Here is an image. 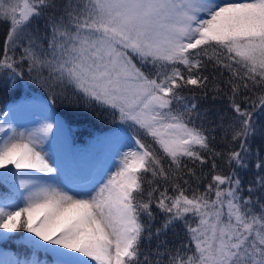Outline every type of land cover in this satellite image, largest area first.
<instances>
[{
  "label": "snow or ice",
  "instance_id": "obj_1",
  "mask_svg": "<svg viewBox=\"0 0 264 264\" xmlns=\"http://www.w3.org/2000/svg\"><path fill=\"white\" fill-rule=\"evenodd\" d=\"M0 23V93L26 68L120 125L96 179L47 104L30 129L0 108V241L30 250L0 264H264V0H0Z\"/></svg>",
  "mask_w": 264,
  "mask_h": 264
},
{
  "label": "trees",
  "instance_id": "obj_2",
  "mask_svg": "<svg viewBox=\"0 0 264 264\" xmlns=\"http://www.w3.org/2000/svg\"><path fill=\"white\" fill-rule=\"evenodd\" d=\"M6 30L7 25L0 23V41L3 40ZM24 71L25 79L20 81L15 90H8L0 93V108H4L6 104L11 103L14 99L30 95L31 93H36L49 102L53 110L65 122L67 128L71 129V132H73V130L77 128V132L75 133V135H73V138L83 133L87 134L93 130L105 129L116 124L113 117L101 109H98L96 111L75 108L69 109L64 103L59 100H57V102L53 105L47 99V93L43 91L40 85L27 78L26 68ZM184 95L189 98L195 95L201 105L202 111L205 108H210L213 112L218 114H227L229 111L227 96L218 97L215 101H213L211 99V94H209V97L207 99H204L203 94L198 89H193L192 86H189V90H186L184 92ZM197 123H199V121ZM217 146L223 147L219 140L217 142ZM225 170H227L226 167ZM11 235L16 238L13 239V241H5L4 246L2 247H9L14 255H19L21 257L28 256L30 254V250L26 248V246L22 245L19 241H16L17 237L21 234L13 233Z\"/></svg>",
  "mask_w": 264,
  "mask_h": 264
},
{
  "label": "rangeland",
  "instance_id": "obj_3",
  "mask_svg": "<svg viewBox=\"0 0 264 264\" xmlns=\"http://www.w3.org/2000/svg\"><path fill=\"white\" fill-rule=\"evenodd\" d=\"M25 100L29 102L28 106L25 107V109L22 110L20 113H18V115L15 119V124L19 127L30 129L32 127L38 126V124L42 121L44 113L41 111V107L47 103L42 98H40V96H31V97H28V98H25L22 100H17V101H25ZM56 116L60 120H62L60 118V116H58V115H56ZM115 123H118V122L115 120ZM112 129H114V127L108 128L102 132L97 133V134H99L97 138H104V137L110 135ZM67 130H68V128L65 129V132H67ZM76 132H77V128H75V130H73V132H71L72 137H73V135H75ZM97 134L95 133L91 137V139L94 138ZM128 134H130V133H128ZM98 148L101 149L102 146H100ZM50 150H55L57 152V155L61 154V157H63V145H62L61 141L58 140L57 143L54 144L52 146V149H50ZM91 150H95V149H91ZM103 150H105V151L102 153V155L100 156V159H98V160L92 158L90 156L88 150L87 151L84 150L80 154L82 164H80L79 167L82 169H83L82 166H85L86 169H92V168L98 169L99 171H98V174L96 176V179H101L103 173L107 172L108 169L111 168L112 164H113V157H112V153H111L110 148L107 146H104V148L101 150V152ZM93 156L97 157V153L96 152L93 153ZM78 157L76 158L77 163H79ZM67 179H68L67 177L63 178V180H65V181H67ZM20 234H21V236L27 235L25 233H20ZM19 242L22 245H24L22 240H19ZM26 248H27V246H26ZM4 251L10 253L8 250H4Z\"/></svg>",
  "mask_w": 264,
  "mask_h": 264
},
{
  "label": "bare ground",
  "instance_id": "obj_4",
  "mask_svg": "<svg viewBox=\"0 0 264 264\" xmlns=\"http://www.w3.org/2000/svg\"><path fill=\"white\" fill-rule=\"evenodd\" d=\"M58 156H61V154H58ZM62 179L65 178V177H61Z\"/></svg>",
  "mask_w": 264,
  "mask_h": 264
}]
</instances>
